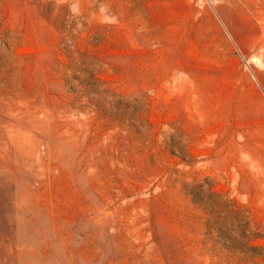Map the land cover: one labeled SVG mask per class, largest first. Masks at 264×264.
I'll return each instance as SVG.
<instances>
[{
  "label": "rangeland",
  "instance_id": "1",
  "mask_svg": "<svg viewBox=\"0 0 264 264\" xmlns=\"http://www.w3.org/2000/svg\"><path fill=\"white\" fill-rule=\"evenodd\" d=\"M0 264H264V0H0Z\"/></svg>",
  "mask_w": 264,
  "mask_h": 264
}]
</instances>
